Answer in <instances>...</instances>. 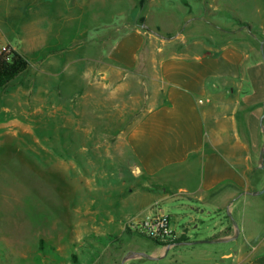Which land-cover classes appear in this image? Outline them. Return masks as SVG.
<instances>
[{
    "label": "rangeland",
    "instance_id": "374dc122",
    "mask_svg": "<svg viewBox=\"0 0 264 264\" xmlns=\"http://www.w3.org/2000/svg\"><path fill=\"white\" fill-rule=\"evenodd\" d=\"M140 1L141 16L148 14L149 26L165 35L186 32L192 17L196 25L206 23L203 18L226 29L237 17L252 31L264 25V0ZM86 11L77 0H0V52L11 45L31 63L0 89V264H183V245L149 259L161 247L131 232L128 222L159 201L172 217L174 239L196 201L177 194V187L148 182L119 133L74 135L84 108L90 106L97 125L102 109L113 131L122 113L121 102L101 96L106 90L94 56L107 49L105 37L125 25L130 11L92 26V58L81 46ZM257 197L264 207V194ZM189 228L195 240L201 231ZM139 253L145 256L136 258Z\"/></svg>",
    "mask_w": 264,
    "mask_h": 264
},
{
    "label": "crops",
    "instance_id": "0c3cea01",
    "mask_svg": "<svg viewBox=\"0 0 264 264\" xmlns=\"http://www.w3.org/2000/svg\"><path fill=\"white\" fill-rule=\"evenodd\" d=\"M77 3L87 7L80 18L86 58L92 26L130 12L94 56L101 96L121 102L117 129H109L102 109L93 124L89 106L74 135L119 133L148 182L196 201L180 236L156 243L161 248L148 258L183 245V264H264V207L256 201L264 194V25L252 31L237 17L226 29L192 17L186 32L171 36L149 26L140 0ZM193 224L201 231L195 240Z\"/></svg>",
    "mask_w": 264,
    "mask_h": 264
},
{
    "label": "built area",
    "instance_id": "2783aa9c",
    "mask_svg": "<svg viewBox=\"0 0 264 264\" xmlns=\"http://www.w3.org/2000/svg\"><path fill=\"white\" fill-rule=\"evenodd\" d=\"M128 226L132 232L161 243H169L173 240L172 217L162 210L159 204H155L142 218L130 220Z\"/></svg>",
    "mask_w": 264,
    "mask_h": 264
},
{
    "label": "trees",
    "instance_id": "16d2710c",
    "mask_svg": "<svg viewBox=\"0 0 264 264\" xmlns=\"http://www.w3.org/2000/svg\"><path fill=\"white\" fill-rule=\"evenodd\" d=\"M241 25L248 26L247 22H241ZM31 66L27 59L18 49L7 45L0 52V89H5L19 75L26 72ZM152 240V239H151ZM159 244V241L152 240ZM44 239L39 242V249H42Z\"/></svg>",
    "mask_w": 264,
    "mask_h": 264
},
{
    "label": "water",
    "instance_id": "95a60500",
    "mask_svg": "<svg viewBox=\"0 0 264 264\" xmlns=\"http://www.w3.org/2000/svg\"><path fill=\"white\" fill-rule=\"evenodd\" d=\"M263 43H264V41L262 42V46H263ZM263 48V47H262ZM145 255L144 254H141V253H139V255H138V257H144Z\"/></svg>",
    "mask_w": 264,
    "mask_h": 264
}]
</instances>
